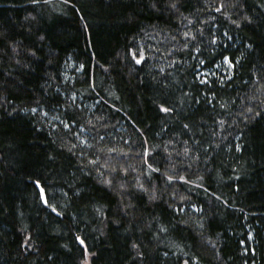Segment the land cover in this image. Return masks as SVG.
Here are the masks:
<instances>
[{
    "label": "trees",
    "instance_id": "obj_1",
    "mask_svg": "<svg viewBox=\"0 0 264 264\" xmlns=\"http://www.w3.org/2000/svg\"><path fill=\"white\" fill-rule=\"evenodd\" d=\"M85 258L264 264V0H0V264Z\"/></svg>",
    "mask_w": 264,
    "mask_h": 264
},
{
    "label": "snow or ice",
    "instance_id": "obj_2",
    "mask_svg": "<svg viewBox=\"0 0 264 264\" xmlns=\"http://www.w3.org/2000/svg\"><path fill=\"white\" fill-rule=\"evenodd\" d=\"M173 6H175V5H173ZM218 10H219V9H218ZM224 59L230 63V61L228 60V57H225ZM137 63H139V61H137ZM201 83H206V81H201ZM160 110H161V111H164V112L171 111V109L166 108V107H163V106H161V109H160ZM185 127H187V125H185ZM169 179H171V178H169ZM37 186H39V182H37ZM40 192H41L42 199H44V203L47 204V199L44 198L45 194H44V190H43V188H40ZM53 210H55V209H53ZM76 239H77L81 244L84 243V241H83L80 237H77Z\"/></svg>",
    "mask_w": 264,
    "mask_h": 264
},
{
    "label": "rangeland",
    "instance_id": "obj_3",
    "mask_svg": "<svg viewBox=\"0 0 264 264\" xmlns=\"http://www.w3.org/2000/svg\"><path fill=\"white\" fill-rule=\"evenodd\" d=\"M223 64H224V66H227L228 63L226 61H224ZM87 261H88V259L85 258V260L83 261L82 264H87Z\"/></svg>",
    "mask_w": 264,
    "mask_h": 264
},
{
    "label": "bare ground",
    "instance_id": "obj_4",
    "mask_svg": "<svg viewBox=\"0 0 264 264\" xmlns=\"http://www.w3.org/2000/svg\"><path fill=\"white\" fill-rule=\"evenodd\" d=\"M87 264H89V261H87Z\"/></svg>",
    "mask_w": 264,
    "mask_h": 264
}]
</instances>
